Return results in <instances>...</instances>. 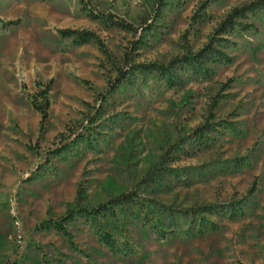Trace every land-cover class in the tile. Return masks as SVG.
Here are the masks:
<instances>
[{"label": "rangeland", "instance_id": "rangeland-1", "mask_svg": "<svg viewBox=\"0 0 264 264\" xmlns=\"http://www.w3.org/2000/svg\"><path fill=\"white\" fill-rule=\"evenodd\" d=\"M253 1L86 0L94 19L79 0H0V18L21 20L0 23V264H264V15L240 20L253 30L223 35L228 63L211 64L208 78L184 70L170 82L133 67L202 48L233 8ZM110 14L135 31L107 22ZM69 28L96 32L105 49L58 32ZM120 68L131 72L110 93ZM50 81L40 131L22 85L36 93ZM211 109L217 130L205 147L195 131ZM226 120L243 133L227 132ZM254 182L246 214L211 216L220 228L202 234H160L135 208L98 224L78 215L68 234L43 223L137 186L145 204L178 209L245 197Z\"/></svg>", "mask_w": 264, "mask_h": 264}, {"label": "trees", "instance_id": "trees-1", "mask_svg": "<svg viewBox=\"0 0 264 264\" xmlns=\"http://www.w3.org/2000/svg\"><path fill=\"white\" fill-rule=\"evenodd\" d=\"M54 1V0H47ZM81 3V9L85 14L91 18H99L96 13L89 10L86 5V0H79ZM160 2V1H159ZM262 14L264 15V0H255L253 2L247 3L240 7L233 8L223 20L217 25L213 34L211 35L207 44L202 48L194 51L187 49L183 54H179L173 57L167 63H149L135 65L134 70H138L140 67H143L142 70L145 73H154L160 75L162 78H168L170 82L179 81L178 78H174L173 75L177 76L176 73L180 71H190L195 76H200L202 78H208L213 74V68L211 64L219 63H228V59L225 52L219 47V44L224 42L225 37L223 35L236 34L241 32L240 25H244V29L253 30L245 24H241L240 20L247 17L249 14ZM105 20L117 27H120L127 31H135V26L123 19H118L115 15L110 14L107 17H104ZM0 23L3 27H10L14 25H19L21 20H9L5 21L0 18ZM59 34L65 38H72L76 44H85L89 42H94L99 45L100 48L105 49L104 43L100 36L92 30H80V29H59ZM137 44L134 49L137 48ZM130 52L126 53V60H128ZM229 60V59H228ZM130 70L119 69L117 79L109 83V92L113 93L119 87L124 80H126L127 75L130 74ZM180 78V77H179ZM232 80V79H231ZM234 80V79H233ZM232 80V81H233ZM52 87V81H50L45 88L36 92L30 93L27 90V85L24 83L22 89L27 98L31 101L34 108L39 110L42 114L40 122V131H43L45 128V123L49 117V91ZM42 98L44 103L38 105L36 102ZM215 105H213L214 107ZM215 113L211 109L208 116V123L200 126L196 129L195 134L201 139V144L207 147L209 144L206 140H210L208 133L212 130H217L215 123H211L210 120L214 118ZM93 120V119H92ZM93 122V121H92ZM221 124V123H219ZM223 128L227 132H230L233 135H241L244 131L242 126H240V121H225ZM61 136H65L61 133ZM77 139L74 138L73 141ZM62 153L59 147L51 150L53 156H59ZM256 191V183L252 185L249 193L245 197L232 199L229 201H214V202H203L198 205L181 207L178 209L171 208L164 203H161L155 199L151 200V203L145 204L142 202V197L140 194V189L137 187L133 188L128 192L121 193L117 196L110 198L106 202H102L99 205L89 208L86 206H77L75 208H70L66 215H64L59 221L44 220V224L53 226L56 229L63 231L68 234V223L76 218V216H84L92 220L95 224H98L100 220L105 222V218L114 217L117 211L123 214L122 219H127L128 212L135 208L137 210L138 216L141 220H146L143 223L145 226H149L151 229L156 230L160 234L171 233L174 236L180 235L181 233L188 234H202L209 231H216L220 228V223L212 219L211 216L224 219H238L243 217L247 210L249 209V202L251 197ZM188 223L186 229H182V224ZM157 224V225H156ZM98 226V225H96ZM100 234V233H99ZM100 240L104 242L105 246L112 248L116 246V243L112 239L110 233H101L99 236ZM128 244V241H125Z\"/></svg>", "mask_w": 264, "mask_h": 264}]
</instances>
